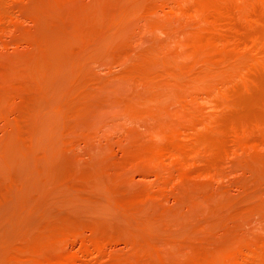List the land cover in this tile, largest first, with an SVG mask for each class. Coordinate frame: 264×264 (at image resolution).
Masks as SVG:
<instances>
[{
  "label": "rangeland",
  "instance_id": "1",
  "mask_svg": "<svg viewBox=\"0 0 264 264\" xmlns=\"http://www.w3.org/2000/svg\"><path fill=\"white\" fill-rule=\"evenodd\" d=\"M65 263L264 264V0H0V264Z\"/></svg>",
  "mask_w": 264,
  "mask_h": 264
},
{
  "label": "bare ground",
  "instance_id": "2",
  "mask_svg": "<svg viewBox=\"0 0 264 264\" xmlns=\"http://www.w3.org/2000/svg\"><path fill=\"white\" fill-rule=\"evenodd\" d=\"M204 7L206 8V6H204ZM205 8H204V9H205ZM204 9H202V11H203ZM207 10H208V8H207ZM205 11H206V10H205ZM210 43H211V42H210ZM211 44H212V43H211ZM207 45H208V44H207ZM212 45H214V43H213ZM208 46H209V45H208ZM206 47H207V46H206ZM182 122H183V121H182ZM190 123H191V121H190ZM171 134H172V133H171ZM161 150H162V149H161ZM160 152H161V151H160ZM162 152H163V151H162ZM162 152H161V153H162ZM235 256H236V255H235ZM233 259H234V260H231V261L234 262L236 259H235L234 257H233ZM234 263H237V262L235 261ZM65 264H66V263H65ZM238 264H239V263H238Z\"/></svg>",
  "mask_w": 264,
  "mask_h": 264
}]
</instances>
